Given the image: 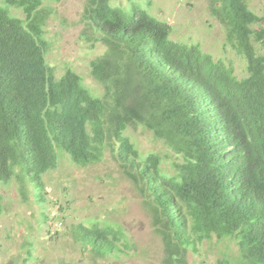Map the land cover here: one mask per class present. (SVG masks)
Instances as JSON below:
<instances>
[{
    "label": "trees",
    "instance_id": "1",
    "mask_svg": "<svg viewBox=\"0 0 264 264\" xmlns=\"http://www.w3.org/2000/svg\"><path fill=\"white\" fill-rule=\"evenodd\" d=\"M3 1L23 17L0 8V184L14 180L24 201L44 203L43 176L61 156L87 166L108 149L147 198L166 264H184L213 237L236 245L215 264H264V14L247 0L209 1L244 61L238 77L198 43L172 39L148 3L87 0L83 20L105 49L89 63L99 96L47 61V3L60 0ZM133 125L172 151L169 169L158 152L140 153L126 134ZM70 233L94 258L128 247L123 228L105 221Z\"/></svg>",
    "mask_w": 264,
    "mask_h": 264
},
{
    "label": "rangeland",
    "instance_id": "2",
    "mask_svg": "<svg viewBox=\"0 0 264 264\" xmlns=\"http://www.w3.org/2000/svg\"><path fill=\"white\" fill-rule=\"evenodd\" d=\"M87 0L50 2L52 14L46 20L45 36L50 43L47 61L57 74L66 66L83 78L96 95L103 88L91 76L89 63L104 52L83 20ZM129 0H112L126 5ZM149 6V12L165 20L174 40L198 43L202 50L234 66L244 76V61L224 43V30L210 14V0H137ZM257 14H264V0H247ZM12 16L23 17L21 10L0 0ZM16 8V9H15ZM126 134L141 154L158 152L169 169L175 155L141 125L128 127ZM61 154V153H60ZM45 202L31 197L24 201L13 180L0 184L3 212L0 215V264H166L161 237L155 230L150 210L136 183L131 180L107 149L101 161L87 166L72 163L64 155L57 166L43 176ZM97 220L120 225L128 247L103 258H94L75 241L72 224ZM236 251L227 239L204 242L198 252L188 250L184 264H215L222 252Z\"/></svg>",
    "mask_w": 264,
    "mask_h": 264
}]
</instances>
